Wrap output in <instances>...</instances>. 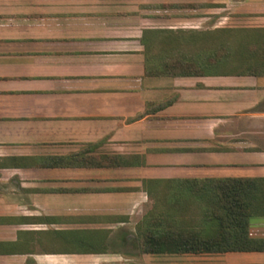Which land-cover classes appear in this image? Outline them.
Masks as SVG:
<instances>
[{
	"label": "crops",
	"instance_id": "obj_1",
	"mask_svg": "<svg viewBox=\"0 0 264 264\" xmlns=\"http://www.w3.org/2000/svg\"><path fill=\"white\" fill-rule=\"evenodd\" d=\"M246 67L264 0H0V264H264V189L240 193L262 196L247 221L190 220L179 251L149 252L135 218L229 194L185 181L264 179Z\"/></svg>",
	"mask_w": 264,
	"mask_h": 264
},
{
	"label": "trees",
	"instance_id": "obj_2",
	"mask_svg": "<svg viewBox=\"0 0 264 264\" xmlns=\"http://www.w3.org/2000/svg\"><path fill=\"white\" fill-rule=\"evenodd\" d=\"M182 69V68H178ZM176 70V69H174ZM240 72L258 73L264 71L262 67H246L239 69ZM200 183L206 187H220L225 189L229 194L221 196L207 197H186L173 195L154 196L155 203L152 208L142 217L146 225L150 228H145L146 237H149L157 232L161 239L157 243L153 240L143 242L147 244V250H172L175 246L177 251L186 248V243L171 245L170 240L173 234L182 233L187 230L186 225L192 221H207V220H237L247 221L251 216L254 207L252 199H259L262 196H252L253 190L264 189V179H224V180H203V181H185V183ZM187 186V184H184ZM237 192V193H236ZM201 204L199 208L190 207L194 203L193 200ZM150 238V237H149ZM158 244V245H157ZM143 248V246H142Z\"/></svg>",
	"mask_w": 264,
	"mask_h": 264
},
{
	"label": "rangeland",
	"instance_id": "obj_3",
	"mask_svg": "<svg viewBox=\"0 0 264 264\" xmlns=\"http://www.w3.org/2000/svg\"><path fill=\"white\" fill-rule=\"evenodd\" d=\"M154 203H155V199L153 197H149V202L147 204V209L143 213L138 214V216H136L135 218L142 219V217L152 208Z\"/></svg>",
	"mask_w": 264,
	"mask_h": 264
}]
</instances>
